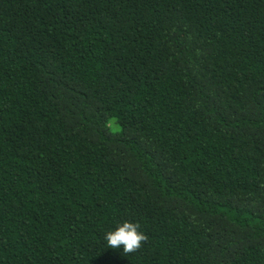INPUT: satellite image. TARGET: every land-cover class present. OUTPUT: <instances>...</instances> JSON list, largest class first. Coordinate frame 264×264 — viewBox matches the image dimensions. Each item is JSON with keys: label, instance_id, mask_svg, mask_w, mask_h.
<instances>
[{"label": "trees", "instance_id": "1", "mask_svg": "<svg viewBox=\"0 0 264 264\" xmlns=\"http://www.w3.org/2000/svg\"><path fill=\"white\" fill-rule=\"evenodd\" d=\"M0 264H264V0H0Z\"/></svg>", "mask_w": 264, "mask_h": 264}, {"label": "clouds", "instance_id": "2", "mask_svg": "<svg viewBox=\"0 0 264 264\" xmlns=\"http://www.w3.org/2000/svg\"><path fill=\"white\" fill-rule=\"evenodd\" d=\"M104 240L108 248H123V254L137 252L148 240V236L140 230L138 222L124 221L120 223L114 231H108L104 235Z\"/></svg>", "mask_w": 264, "mask_h": 264}]
</instances>
